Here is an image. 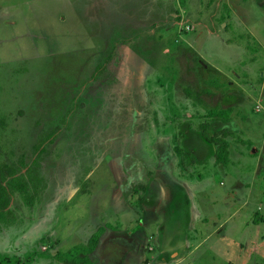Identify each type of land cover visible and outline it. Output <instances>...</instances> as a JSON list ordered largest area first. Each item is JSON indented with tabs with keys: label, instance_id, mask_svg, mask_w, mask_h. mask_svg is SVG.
<instances>
[{
	"label": "rangeland",
	"instance_id": "1",
	"mask_svg": "<svg viewBox=\"0 0 264 264\" xmlns=\"http://www.w3.org/2000/svg\"><path fill=\"white\" fill-rule=\"evenodd\" d=\"M0 116L1 162L44 182L0 264L100 228L94 264H264V0H0Z\"/></svg>",
	"mask_w": 264,
	"mask_h": 264
},
{
	"label": "trees",
	"instance_id": "2",
	"mask_svg": "<svg viewBox=\"0 0 264 264\" xmlns=\"http://www.w3.org/2000/svg\"><path fill=\"white\" fill-rule=\"evenodd\" d=\"M209 88L211 82H207ZM213 93L212 90H206L205 93ZM233 109L215 108L210 111L208 117L211 120H221L228 124L231 122ZM7 126L6 120L0 116V128ZM211 125L209 122L202 124L199 128L205 141L216 147L215 157L217 164H228L230 161V143L229 137L234 133L230 129H224L216 134L209 133ZM40 147V146H39ZM175 152L183 156L184 151L176 146ZM36 164V163H35ZM24 166V164H22ZM18 170L0 160V225H11L16 221V215L10 208L12 197L18 193L22 196L27 206H33L37 197L40 195L43 179L38 177L37 169L24 166ZM23 170H27L22 173ZM105 234V229H98L88 240L86 244L77 245L66 253L58 252L55 255V261L58 264H94L91 255L97 250L101 237Z\"/></svg>",
	"mask_w": 264,
	"mask_h": 264
},
{
	"label": "crops",
	"instance_id": "3",
	"mask_svg": "<svg viewBox=\"0 0 264 264\" xmlns=\"http://www.w3.org/2000/svg\"><path fill=\"white\" fill-rule=\"evenodd\" d=\"M214 69V71L215 72H219L218 70H217V68H213ZM222 108V107H221ZM223 109H228V108H223ZM231 122H232V117H231ZM230 122V123H231ZM222 123V122H221ZM222 124H224V125H226V123H222ZM229 124V123H228ZM230 127V126H229ZM227 125H226V127L225 128H223V130L224 129H230ZM232 128V127H231ZM233 133L235 132V131H233V128L232 129H230ZM222 131V130H221ZM235 134V133H234ZM215 152H216V149H215ZM177 181V180H176ZM178 182H180L179 180H178ZM150 184V183H149ZM189 185V187H187V189L185 190L186 192L187 191H189V188H190V184H187V186ZM152 189H153V185L152 186H150V187H148V192L149 193H151L152 192ZM161 189H162V187H160L159 186V190H158V194H159V192L161 191ZM188 193V192H187ZM161 196V195H160Z\"/></svg>",
	"mask_w": 264,
	"mask_h": 264
}]
</instances>
